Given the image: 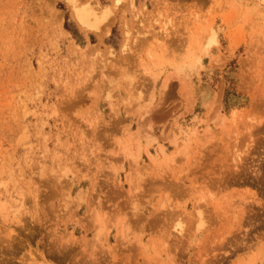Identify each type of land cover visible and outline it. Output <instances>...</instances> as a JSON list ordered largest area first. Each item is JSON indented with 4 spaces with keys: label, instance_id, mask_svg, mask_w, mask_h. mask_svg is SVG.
Listing matches in <instances>:
<instances>
[{
    "label": "rangeland",
    "instance_id": "rangeland-1",
    "mask_svg": "<svg viewBox=\"0 0 264 264\" xmlns=\"http://www.w3.org/2000/svg\"><path fill=\"white\" fill-rule=\"evenodd\" d=\"M0 264H264V0H0Z\"/></svg>",
    "mask_w": 264,
    "mask_h": 264
},
{
    "label": "bare ground",
    "instance_id": "bare-ground-1",
    "mask_svg": "<svg viewBox=\"0 0 264 264\" xmlns=\"http://www.w3.org/2000/svg\"><path fill=\"white\" fill-rule=\"evenodd\" d=\"M118 1V0H117ZM85 8V7H83ZM83 8H76V5L74 6L73 8V14H74V17L75 19L77 20V22L82 26V27H85V28H93L96 23V19L98 17V15L96 16V14H98V12L96 11V9L94 10H87V9H83ZM89 8V7H88ZM91 8V7H90ZM102 11V10H101ZM100 11V12H101ZM100 14V13H99ZM103 14V12L101 13ZM105 18V15L103 16ZM100 18V17H99ZM102 18V19H104ZM98 21V20H97ZM103 21V20H102ZM101 22V21H100ZM95 23V25H93ZM98 23V22H97ZM102 24V23H101ZM108 24V23H107ZM97 26V25H96ZM101 27V26H99ZM107 27V26H105ZM95 28V27H94ZM98 28V27H97ZM99 29V28H98ZM102 29V27L100 28ZM89 30V29H87ZM93 30V29H92ZM97 30V29H96ZM106 30H108L106 28ZM99 31V30H98Z\"/></svg>",
    "mask_w": 264,
    "mask_h": 264
}]
</instances>
